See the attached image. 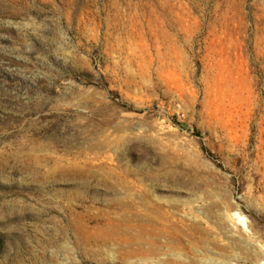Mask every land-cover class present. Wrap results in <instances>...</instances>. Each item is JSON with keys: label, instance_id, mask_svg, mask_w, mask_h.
Here are the masks:
<instances>
[{"label": "rangeland", "instance_id": "1", "mask_svg": "<svg viewBox=\"0 0 264 264\" xmlns=\"http://www.w3.org/2000/svg\"><path fill=\"white\" fill-rule=\"evenodd\" d=\"M0 264H264V0H0Z\"/></svg>", "mask_w": 264, "mask_h": 264}]
</instances>
